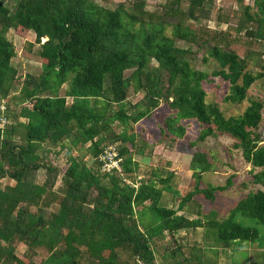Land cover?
<instances>
[{
    "label": "trees",
    "instance_id": "1",
    "mask_svg": "<svg viewBox=\"0 0 264 264\" xmlns=\"http://www.w3.org/2000/svg\"><path fill=\"white\" fill-rule=\"evenodd\" d=\"M146 1L129 0L109 8L93 0H11L13 6L0 0V106L4 103L8 112L10 104L20 105L18 115L26 119L12 122L4 111L7 123L0 127V264H138L135 259L157 264L154 238L162 240L168 233L176 242L177 233L190 229H201V243L165 247V257H178L174 264H217L220 250L237 253L242 243L264 246V137L258 129L264 104L247 97L264 72L247 68V60L238 55L226 32L214 31L209 39L194 30L195 22L209 20L213 0H169L154 12L146 9ZM236 1L242 5L243 0ZM183 3L186 9L181 8ZM253 7V13L251 6L241 7L236 29L248 25L246 35L264 41V0H253ZM229 17L237 18L235 10L222 8L216 23H227ZM166 27H171V36L165 34ZM11 30L16 35L34 34L28 46H38L35 53L41 61L40 73L25 75L19 91L14 86L17 71L11 66L15 50L6 38ZM198 54L218 64L211 76L228 83L226 102L248 99L240 116L225 117L216 104L207 102L201 82L209 76L192 66ZM261 68L264 71V65ZM131 87L143 98L129 104L134 110L128 113ZM161 107L172 111L159 126L161 137L182 141L196 122L201 130L191 142L217 133L229 135L251 166L250 182L259 187L238 202L228 219L217 220L213 211L202 213L200 207L197 218L178 212L195 195L214 201L215 192L231 187L235 176H229L224 186L202 189L196 184L178 209L159 205L162 193L171 190L173 174L167 169L153 172L158 179L136 178L133 156L142 149L130 123L149 119ZM115 122L122 126L119 133L111 126ZM14 135H21L22 142H15ZM44 143L59 145L58 153L67 145V153L84 148L90 166L76 164L72 156L66 165L57 166L38 154ZM111 144L119 145L123 177L136 187L124 183L119 174L100 172L97 157ZM210 162L207 152L193 150L190 167L197 175L210 171ZM40 171L43 180L38 183ZM4 179L14 184L2 187ZM58 179L62 196L52 211L49 197L56 198ZM157 183L161 187L156 188ZM145 210L149 222L143 220ZM236 212L255 226L235 221ZM19 244L25 246L20 256ZM35 247L50 253L35 259L39 256Z\"/></svg>",
    "mask_w": 264,
    "mask_h": 264
},
{
    "label": "rangeland",
    "instance_id": "2",
    "mask_svg": "<svg viewBox=\"0 0 264 264\" xmlns=\"http://www.w3.org/2000/svg\"><path fill=\"white\" fill-rule=\"evenodd\" d=\"M93 1L96 4L109 8H115L118 4L129 2V0ZM168 1L169 0H147L146 9L149 12H154L159 9V6L167 4ZM5 4L11 6V0H5ZM245 5L251 6V13L255 12L253 0H243L242 5L238 4L236 0H213L212 12L209 20L200 19L198 22H195V24H192L194 30L197 31V34L198 32H201L203 37H207L209 39L211 38L214 31H219L222 33L226 32L228 40L236 45V51L238 55L247 60V68L255 71L256 73L264 72L261 68V65H264V41L254 40L253 38L247 36L245 28L248 25L246 26L244 24V26L241 25L240 30L236 29L237 21L241 20L243 16V8L241 7ZM181 8L186 9L187 4H181ZM222 8L225 10H235L237 18L234 17L231 19V17H229L230 20H227V23H216L218 12ZM125 9L128 10L130 7H125ZM226 17H228L227 14H224L223 18L225 19ZM188 22L191 23L190 21ZM171 30V27H166L165 34L171 36ZM6 38L13 44L15 50V55L11 59V66L17 71L14 86L16 90L19 91L22 87L24 80L23 77L25 75L29 74L32 76H37L41 71V61L35 53L38 46L35 45L32 49H30L28 46V42H34L35 40V36L32 32H29L25 35H16L15 32L11 30L6 34ZM176 45L178 47H185V45L180 41H176ZM260 60L261 63L258 64ZM151 63L152 66H156L154 60L151 61ZM192 66L195 70L204 72L209 76V78L201 82L202 87L206 92V100L208 103L216 104L225 117L240 116L244 109L249 106L248 99L240 104H231L224 100L225 96L228 94L229 85L220 77L211 76L213 71L219 70L218 64L212 58L198 54L196 61L193 62ZM129 74L130 71L125 73L126 76ZM67 82L61 86V91L67 87ZM247 97L249 99L261 100L264 104V76L253 84L247 93ZM142 98L143 93H135L134 87H131L126 99L128 105L125 107V110H127L128 113H131L134 109H129V104L131 105L136 102H142ZM66 100L68 103H70V98H67ZM20 109V105L10 104L8 107V112L6 107L5 115L7 114L12 122H16V120L18 121V118L20 122H25L26 119H22L18 115ZM171 112L172 111L168 107H161L158 108L156 114H153L149 119L144 118L138 123H130L134 133H136L135 141L138 144V148L142 149V154H136L139 156L138 159L142 163L137 161L138 165L136 168L137 171L135 173H137L139 176L138 178L147 181L154 179L152 176H155L156 173L153 172H158V170H161V168H165L171 172L173 174L169 181L171 190L168 192H163L159 205L173 209H178L180 202H182L183 198L190 191L194 190L196 184H198L202 189L208 188L210 186H224L229 176H236L233 178L232 187H229L222 192H215L214 201L207 200L201 194L195 195L192 201L186 202L185 209L178 212L179 215L183 214L189 218H197V210L200 207L202 213H209L213 211L216 214L217 220H223L226 218L228 219L230 213L236 207L239 200L244 195H246L247 192L254 191L259 187L258 185H252L250 182L251 166H249L242 158L240 149L233 147L235 141L229 135L217 133L216 136H208L204 141H197L195 143L191 142L192 140L194 141L197 139V135L201 130V126L196 122L191 123L190 128L187 130L188 133L185 138L182 139V141L179 140L178 142H172L163 136L161 137L159 133V126L163 124L164 119L167 117V115H170ZM183 123L188 124L189 122L184 121ZM111 126L117 133L121 132L122 130V126H120L118 122L113 123ZM258 129L264 137V105L262 109V120ZM13 139L17 143L22 142L21 135H14ZM69 142H67V144H69ZM59 147V145L52 147L48 143H44L40 145L38 154H43L48 160L60 167L66 165L67 161L70 160L69 157L71 156L75 160L76 164H85L87 167L90 166V158H87L86 150L84 148L80 150H72L71 153H67V145L66 148H63L62 151L58 153ZM193 150H202L205 153L207 152L212 166L210 171L204 172L200 175H197L198 172L192 171L189 161L192 157ZM154 167H156V169ZM257 171L258 170L255 172ZM157 175L162 177L163 174L160 175L159 173ZM156 179L158 178L156 177ZM42 180L43 172L40 171L37 177V182L41 183ZM103 182H105V180H103ZM13 184L14 182L8 179H4L1 182L2 187ZM59 186L60 179L57 180L54 189V191H57V193H55L56 198L53 199L52 197H49L52 199L50 200L49 204V208L52 211L57 209L58 200L62 196L61 193L58 192ZM159 187H161V185L157 183L156 188ZM138 210H141V207L140 209H135V211ZM143 213L146 214L143 217L144 222H149L151 220L149 219V211L145 210ZM233 217L235 221L241 222L248 226H255V223L250 218H244L239 212H236ZM199 218L204 221L203 218ZM258 228L261 229V231L263 230L261 226H258ZM176 239V242H171V238L168 233H164V238L162 240L154 238V242H156V245L158 246L154 255L157 264H174L176 261L175 259L178 258L177 257L174 259L170 256L165 257V255H168V253H166L164 250L165 247L174 246L176 243H181L184 245L201 243V229L182 230L176 234ZM256 247V245L251 243H242L240 247L242 251L237 253L230 251L231 253H228L227 257L234 256L235 253L233 260L236 262V264H262L264 263L263 251H258L259 257H261V259L254 261V259H256L255 256L253 257L254 259H249L250 256L253 255V251ZM187 248L188 247H184L182 250V254H184L186 257L189 255V250ZM24 250L25 246L23 244H19L16 249V254L20 256ZM35 251L39 254V256L35 259L46 258L50 253L45 248L39 247H35ZM209 253L210 255L208 256L212 257L211 252ZM122 257L124 258L125 255L122 254ZM228 260L229 259L227 258V261Z\"/></svg>",
    "mask_w": 264,
    "mask_h": 264
},
{
    "label": "built area",
    "instance_id": "3",
    "mask_svg": "<svg viewBox=\"0 0 264 264\" xmlns=\"http://www.w3.org/2000/svg\"><path fill=\"white\" fill-rule=\"evenodd\" d=\"M4 111H5V105L3 103L0 106V113H1L0 127H5L7 123V120L4 116ZM263 143L264 142H262V144ZM123 161L124 159L119 153V146L117 144L107 145L97 157V162L99 164L100 172L102 174H119V176H121V178L123 179L124 183L136 187L137 184L132 183L123 177V172H122ZM136 262L138 264H144L139 259H137Z\"/></svg>",
    "mask_w": 264,
    "mask_h": 264
},
{
    "label": "crops",
    "instance_id": "4",
    "mask_svg": "<svg viewBox=\"0 0 264 264\" xmlns=\"http://www.w3.org/2000/svg\"><path fill=\"white\" fill-rule=\"evenodd\" d=\"M21 119V118H20ZM22 119H24V118H22ZM23 121V120H22ZM26 122V121H25ZM140 157H142V156H140ZM139 156H137V155H134L133 156V159L137 162H141L139 159ZM137 162V163H138ZM190 162H191V159H190V161H189V164H190ZM142 163V162H141ZM188 164V165H189ZM250 166V165H249ZM155 168V167H154ZM135 175H136V177L138 178L139 176L137 175V173H135ZM251 176V175H250ZM236 177V176H235ZM234 177V178H235ZM138 179H141V178H138ZM250 181H251V179H250ZM252 185H254L253 183H251ZM232 186H233V184H232ZM231 186V187H232ZM225 191V190H224ZM165 192V191H164ZM222 192V191H221ZM244 192V191H243ZM248 193V192H247ZM246 193V194H247ZM163 194V193H162ZM245 197V195L242 197V198H244ZM241 198V199H242ZM240 199V200H241ZM239 200V201H240ZM237 206V205H236ZM244 244V243H243ZM245 244H250V243H245ZM251 244H254V245H256L257 247L254 249V253H253V255H251L250 256V258L249 259H254L253 257L255 256V258L256 259H254V261H256L257 259H261V257H259V253H258V251H263L264 252V246L263 247H261V246H259L257 243H251ZM240 247H241V245H240ZM256 250V251H255ZM221 252H223L222 250H220ZM219 253V255H218V259H216L217 260V264H222V261H224L225 263H226V261H227V258L229 259L228 261H227V263L226 264H233V259H234V256H235V253H234V256H229V257H227L228 256V253H231L230 251H228V253ZM233 254V253H232ZM263 258H264V256H263ZM262 264H264V263H262Z\"/></svg>",
    "mask_w": 264,
    "mask_h": 264
}]
</instances>
